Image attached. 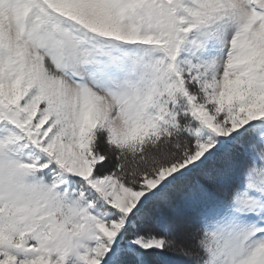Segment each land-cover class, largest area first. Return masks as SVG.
Segmentation results:
<instances>
[{
    "label": "snow or ice",
    "instance_id": "obj_1",
    "mask_svg": "<svg viewBox=\"0 0 264 264\" xmlns=\"http://www.w3.org/2000/svg\"><path fill=\"white\" fill-rule=\"evenodd\" d=\"M0 264H264V0H0Z\"/></svg>",
    "mask_w": 264,
    "mask_h": 264
}]
</instances>
